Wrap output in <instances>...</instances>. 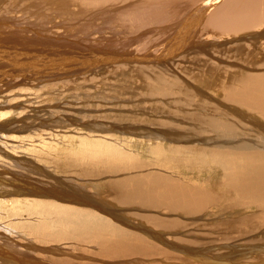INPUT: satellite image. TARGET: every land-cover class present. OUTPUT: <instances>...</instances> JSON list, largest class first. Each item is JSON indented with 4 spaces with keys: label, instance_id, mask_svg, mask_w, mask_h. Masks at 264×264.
Wrapping results in <instances>:
<instances>
[{
    "label": "rangeland",
    "instance_id": "rangeland-1",
    "mask_svg": "<svg viewBox=\"0 0 264 264\" xmlns=\"http://www.w3.org/2000/svg\"><path fill=\"white\" fill-rule=\"evenodd\" d=\"M191 1L0 0V264H264V224L130 183L203 189L207 150L264 145L237 81L264 73V0Z\"/></svg>",
    "mask_w": 264,
    "mask_h": 264
},
{
    "label": "bare ground",
    "instance_id": "bare-ground-1",
    "mask_svg": "<svg viewBox=\"0 0 264 264\" xmlns=\"http://www.w3.org/2000/svg\"><path fill=\"white\" fill-rule=\"evenodd\" d=\"M240 80L243 86L241 89L243 92L242 101L239 97L240 92L237 99L241 103L245 102L249 105L251 103V107L256 105L257 107L252 109L264 115V73L249 78L243 75L237 81L240 82ZM233 96L235 95L233 94ZM254 102L258 105L252 104ZM248 104L245 105L249 106ZM246 144H251V146L242 151L236 145L217 146L212 150H207L206 154L211 158V162L223 166L225 170L218 179L211 176L205 178L203 189L189 181L185 182L177 178L167 179L161 176H148L155 184L150 183L152 186L150 192L143 187V184H139L144 181L143 176L130 183L136 190L144 192V196H155L152 202L165 203L170 209L187 216L206 211L210 204L219 206L222 203H227L224 210L221 211L222 214L230 218L226 220L227 225L230 223L234 230L245 235L247 232L259 229L260 224H264V145H260L258 142H247ZM195 164V162H190L191 166ZM196 166L197 164L193 168ZM162 188L163 191H156L162 190ZM212 192H217V194H212ZM232 210L235 212L232 213ZM232 215L234 218L231 217ZM251 223H256L258 227H248ZM231 226L228 225V227ZM136 241L139 243L138 240ZM111 243L109 244L111 245Z\"/></svg>",
    "mask_w": 264,
    "mask_h": 264
},
{
    "label": "crops",
    "instance_id": "crops-1",
    "mask_svg": "<svg viewBox=\"0 0 264 264\" xmlns=\"http://www.w3.org/2000/svg\"><path fill=\"white\" fill-rule=\"evenodd\" d=\"M194 0H192L191 2H188L187 4H191ZM203 1V0H202ZM201 1V2H202ZM206 1V0H205ZM199 5V0L195 1L193 4H191L192 6H196V5Z\"/></svg>",
    "mask_w": 264,
    "mask_h": 264
}]
</instances>
